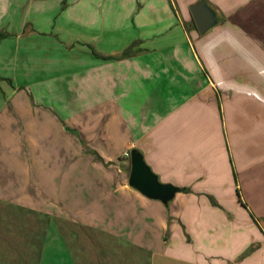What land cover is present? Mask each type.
Wrapping results in <instances>:
<instances>
[{
  "label": "crops",
  "instance_id": "crops-1",
  "mask_svg": "<svg viewBox=\"0 0 264 264\" xmlns=\"http://www.w3.org/2000/svg\"><path fill=\"white\" fill-rule=\"evenodd\" d=\"M196 1L0 0V264H78L67 242L100 238L264 264V0H206L219 24L204 35ZM132 148L179 189L166 211L114 169Z\"/></svg>",
  "mask_w": 264,
  "mask_h": 264
},
{
  "label": "rangeland",
  "instance_id": "rangeland-1",
  "mask_svg": "<svg viewBox=\"0 0 264 264\" xmlns=\"http://www.w3.org/2000/svg\"><path fill=\"white\" fill-rule=\"evenodd\" d=\"M198 33V32H197ZM199 34V33H198ZM60 121V119H58ZM67 133L71 136H74L75 138V143L77 142L78 144L77 145H80V147L82 148V150H86L88 151L87 149V144L82 140V139H79L76 135V133L74 132H70V131H67ZM50 146H55L53 144H51ZM128 158V157H127ZM82 163V168L83 167V164L85 161H80ZM118 168H114L115 170L119 169L120 171H123L125 172L126 174H128L129 172V161L127 162H118L116 163ZM56 161H50L49 162V168H51L50 170V181L49 182H52L51 180L55 177H52L51 174H52V170L54 169V167L56 166ZM90 169H86V171H83L82 170V174L80 175H76L75 177H70L71 179L68 181H66V184H67V187L65 188L64 191H66L64 194H66V199H70L69 201L73 202L75 200H82L83 201V197L86 196V194H88L87 192H81V191H78V188L75 189V185L77 184H81L82 187H88V185L91 184V182H89V180H95L97 177L93 176V171L91 170V172H89ZM91 174V175H90ZM69 178V177H67ZM56 183H54L53 186H55ZM64 185V184H63ZM52 185H50V188L53 189L51 187ZM56 188V186H55ZM63 194V193H62ZM61 194V196H63ZM83 196V197H82ZM164 208V211L167 210V207L166 206H162ZM17 216H19L18 218H23L24 217V214H21V213H18ZM50 222H52L54 224V227H59L58 225V220L56 218H49ZM48 218H43L41 223L39 222L38 223V226L39 227L37 229L36 232H34V239L32 240V243L33 244H36L38 242H40L39 239V236L38 234L41 232V231H46L47 228H50L52 225L50 224V222H48L49 220ZM58 224V225H57ZM64 225H62L63 227ZM65 226H69L70 228L73 227V225H65ZM34 227V230H36V224L33 226ZM21 230H18L20 232H25L27 233L28 230L26 228V226H24V223L22 224V227L19 228ZM41 230V231H40ZM21 235V234H20ZM37 236V237H36ZM37 240V241H36ZM68 245H69V248L71 250V252L73 253L74 256H76V260H77V263L78 264H181L179 262H176L170 258H168L167 256H162V257H150L149 254H146V253H142V252H139L137 250H134L133 247H130L124 243H121V242H117V241H113V240H110V239H95L94 242H93V245L92 244H85V241L83 240H69L68 242ZM22 242L18 241V245H21ZM21 252V251H19ZM22 253H20V255L17 256V259H16V263L15 264H21V262H23V260L25 259V256L21 255ZM95 257V258H94ZM33 258V260L36 258V256H33V257H30L28 258L27 257V261H30L31 259ZM94 261L96 263H94Z\"/></svg>",
  "mask_w": 264,
  "mask_h": 264
},
{
  "label": "water",
  "instance_id": "water-1",
  "mask_svg": "<svg viewBox=\"0 0 264 264\" xmlns=\"http://www.w3.org/2000/svg\"><path fill=\"white\" fill-rule=\"evenodd\" d=\"M189 11L199 35H204L219 24L217 10L210 7L206 0H197L190 5ZM128 157L130 170L127 186L146 199L158 201L165 206L168 205L179 189L171 184L161 183L137 148H132Z\"/></svg>",
  "mask_w": 264,
  "mask_h": 264
},
{
  "label": "trees",
  "instance_id": "trees-1",
  "mask_svg": "<svg viewBox=\"0 0 264 264\" xmlns=\"http://www.w3.org/2000/svg\"><path fill=\"white\" fill-rule=\"evenodd\" d=\"M3 38V35L0 34V39Z\"/></svg>",
  "mask_w": 264,
  "mask_h": 264
},
{
  "label": "built area",
  "instance_id": "built-area-1",
  "mask_svg": "<svg viewBox=\"0 0 264 264\" xmlns=\"http://www.w3.org/2000/svg\"><path fill=\"white\" fill-rule=\"evenodd\" d=\"M126 157H128V153H126V155H125Z\"/></svg>",
  "mask_w": 264,
  "mask_h": 264
}]
</instances>
